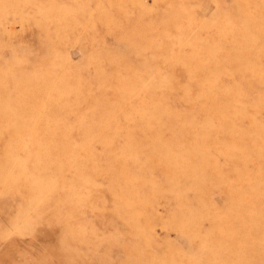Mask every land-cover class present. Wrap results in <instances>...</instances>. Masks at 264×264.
Returning a JSON list of instances; mask_svg holds the SVG:
<instances>
[{
	"label": "rangeland",
	"instance_id": "374dc122",
	"mask_svg": "<svg viewBox=\"0 0 264 264\" xmlns=\"http://www.w3.org/2000/svg\"><path fill=\"white\" fill-rule=\"evenodd\" d=\"M0 264H264V0H0Z\"/></svg>",
	"mask_w": 264,
	"mask_h": 264
}]
</instances>
